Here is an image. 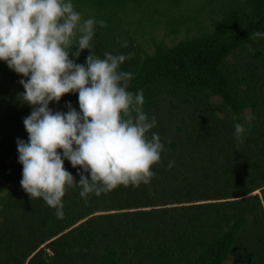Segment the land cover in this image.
I'll list each match as a JSON object with an SVG mask.
<instances>
[{
  "label": "trees",
  "instance_id": "trees-1",
  "mask_svg": "<svg viewBox=\"0 0 264 264\" xmlns=\"http://www.w3.org/2000/svg\"><path fill=\"white\" fill-rule=\"evenodd\" d=\"M70 2L81 23H96L91 49L74 55L77 29L69 58L126 57L118 71L143 93L135 107L156 120L146 136H160L161 160L139 187L87 199L66 187L58 218L21 185L18 141L28 142L33 106L22 97L28 77L0 60V264H264V0ZM155 27L165 34L148 51L139 42ZM69 103L80 111L78 93L49 108ZM64 166L79 183L83 169Z\"/></svg>",
  "mask_w": 264,
  "mask_h": 264
},
{
  "label": "clouds",
  "instance_id": "clouds-1",
  "mask_svg": "<svg viewBox=\"0 0 264 264\" xmlns=\"http://www.w3.org/2000/svg\"><path fill=\"white\" fill-rule=\"evenodd\" d=\"M95 23L91 18L81 23L70 0H0V60L28 77L20 81L25 89L22 97L33 106L23 121L28 142L18 141L21 185L32 199L43 198L57 209L60 219L66 187L78 184L80 196L87 199L91 193L100 196L120 185L147 184L164 148L158 134L146 136L156 120L149 122L135 107L144 104L143 93L134 97L126 90L132 74L118 71L124 55L105 53L101 59L92 53L86 64L69 58L77 29L81 35L74 55L78 58L91 49ZM99 23L105 26L104 21ZM260 36L255 32L251 38ZM69 93H78L80 111L69 103L67 113H54L50 102L58 103ZM130 109L136 113L135 120ZM243 132L236 123V138ZM65 159L83 169L79 183L65 169ZM84 173H90V179Z\"/></svg>",
  "mask_w": 264,
  "mask_h": 264
},
{
  "label": "rangeland",
  "instance_id": "rangeland-1",
  "mask_svg": "<svg viewBox=\"0 0 264 264\" xmlns=\"http://www.w3.org/2000/svg\"><path fill=\"white\" fill-rule=\"evenodd\" d=\"M188 4L192 7H197L196 4L199 3V0H187ZM145 32H147L146 35H144L143 40L140 41L141 45H143L144 49H148V51H153V40H159L160 38L164 37L165 32L163 33L162 28H153V30H147L145 29ZM183 36V35H181ZM231 262L226 261L224 264H230Z\"/></svg>",
  "mask_w": 264,
  "mask_h": 264
}]
</instances>
